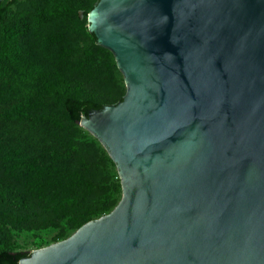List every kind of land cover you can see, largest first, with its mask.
<instances>
[{"label": "water", "instance_id": "obj_1", "mask_svg": "<svg viewBox=\"0 0 264 264\" xmlns=\"http://www.w3.org/2000/svg\"><path fill=\"white\" fill-rule=\"evenodd\" d=\"M87 22L126 90L79 125L121 198L18 264H264V0H98Z\"/></svg>", "mask_w": 264, "mask_h": 264}, {"label": "trees", "instance_id": "obj_2", "mask_svg": "<svg viewBox=\"0 0 264 264\" xmlns=\"http://www.w3.org/2000/svg\"><path fill=\"white\" fill-rule=\"evenodd\" d=\"M98 0L0 2V264L63 240L121 198L116 165L79 125L120 101L123 76L88 30ZM52 231L49 242L39 233ZM34 242V243H35Z\"/></svg>", "mask_w": 264, "mask_h": 264}, {"label": "rangeland", "instance_id": "obj_3", "mask_svg": "<svg viewBox=\"0 0 264 264\" xmlns=\"http://www.w3.org/2000/svg\"><path fill=\"white\" fill-rule=\"evenodd\" d=\"M54 232H42L39 235L44 238L45 241L49 242ZM14 241L17 243L18 248L31 253L33 250L38 249L36 242L34 241V235L32 233H15L13 235ZM35 242V243H34Z\"/></svg>", "mask_w": 264, "mask_h": 264}]
</instances>
